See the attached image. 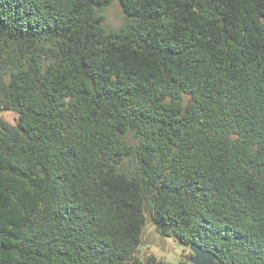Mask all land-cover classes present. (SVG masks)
Here are the masks:
<instances>
[{"label":"trees","instance_id":"1","mask_svg":"<svg viewBox=\"0 0 264 264\" xmlns=\"http://www.w3.org/2000/svg\"><path fill=\"white\" fill-rule=\"evenodd\" d=\"M146 213L264 264V0H0V264H171Z\"/></svg>","mask_w":264,"mask_h":264},{"label":"rangeland","instance_id":"2","mask_svg":"<svg viewBox=\"0 0 264 264\" xmlns=\"http://www.w3.org/2000/svg\"><path fill=\"white\" fill-rule=\"evenodd\" d=\"M105 17V24L108 29H120L126 20L124 10L119 1H114L105 10L101 11ZM4 119L11 124H16L17 116L11 112L2 113ZM140 255L156 256L165 262L178 264L184 257L191 253L190 248L184 246L175 237H163L157 230L149 213H146V225L142 235Z\"/></svg>","mask_w":264,"mask_h":264},{"label":"water","instance_id":"3","mask_svg":"<svg viewBox=\"0 0 264 264\" xmlns=\"http://www.w3.org/2000/svg\"><path fill=\"white\" fill-rule=\"evenodd\" d=\"M142 248L140 247V250ZM191 253L193 256L190 259L192 264H215L219 262V258L215 253L204 251L197 245L190 246Z\"/></svg>","mask_w":264,"mask_h":264}]
</instances>
